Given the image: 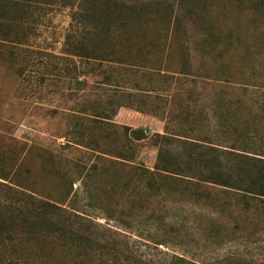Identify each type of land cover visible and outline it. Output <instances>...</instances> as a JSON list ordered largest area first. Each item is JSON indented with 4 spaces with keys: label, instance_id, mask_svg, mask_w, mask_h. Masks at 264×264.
Listing matches in <instances>:
<instances>
[{
    "label": "trees",
    "instance_id": "16d2710c",
    "mask_svg": "<svg viewBox=\"0 0 264 264\" xmlns=\"http://www.w3.org/2000/svg\"><path fill=\"white\" fill-rule=\"evenodd\" d=\"M46 1L0 0V45L14 47L17 41H23L33 10ZM79 1L82 21L90 27L88 33L80 35L70 54L97 62V75L103 80L96 82V90L115 82L113 97L106 102L110 108L98 96L69 107V111L88 116L93 122L111 120L120 107L135 105L134 100L142 104L138 93L167 89L172 81L177 85L181 78L176 74L189 70L190 63H185L179 69L165 65L162 71V61L155 63L148 50L153 34L157 39L161 34L164 37L163 55L177 32L194 30L195 34H189L191 40L220 37L216 43L222 46L220 56L232 49L244 60L236 70L229 66L231 72L222 77L203 75L206 80L200 81L199 74L192 80V89H185L188 96L194 94L193 101L196 97L203 101L207 98L212 105L208 112H204L205 107L181 102L178 116H183L182 121L179 124L177 115L170 114L173 125L168 122L163 133L145 137L137 128L113 123L112 135L116 138L104 130L91 146L75 143L92 151L96 158L111 157L133 166L142 144L154 146L157 157L153 168L138 166L148 185H153L156 177L161 181L169 177L181 179L201 187L191 193L197 200L215 206L220 202L217 193H235L247 210L255 212L257 221L264 223V65L263 73L246 74L256 70L254 59L262 56L264 61V0ZM220 22L229 25L223 33L218 29ZM3 53L4 59L15 55L10 47ZM77 72L74 66L70 77L76 78ZM151 73L159 78L150 77ZM132 89L136 94L129 91ZM204 90H212V94L204 96ZM188 117L190 126H183ZM106 140L112 141L111 148L101 143ZM38 150L48 160H54L55 171L66 181L56 190V196L62 197L42 191L34 194L23 186L14 187L0 180V264H46L48 259L61 260L55 264H200L175 254L140 255L126 241L101 231L100 224L64 206L62 201L71 193L74 182L67 180L69 172L62 165L63 156ZM96 169L94 162L82 165L78 176L84 188Z\"/></svg>",
    "mask_w": 264,
    "mask_h": 264
},
{
    "label": "rangeland",
    "instance_id": "374dc122",
    "mask_svg": "<svg viewBox=\"0 0 264 264\" xmlns=\"http://www.w3.org/2000/svg\"><path fill=\"white\" fill-rule=\"evenodd\" d=\"M81 13L79 0H47L33 10L23 41H17L14 47L0 45V53L10 47L15 54L8 59L0 54V180L14 187L23 186L34 194L42 191L62 197L56 196V190L66 181L55 171L54 160H48L38 150L45 149L63 156L62 165L69 172L67 180L74 182L63 205L100 224L101 231L126 241L138 254H175L200 264L264 262V223L257 221L255 212L247 210L235 193H217L220 202L215 206L197 200L191 193L201 187L181 179L169 177L161 181L156 177L154 184L148 185L138 166L152 169L157 148L146 143L137 151L136 166L115 162L111 157L96 158L92 151L75 143L91 146L104 130L112 135L113 123L137 128L145 137L163 133L164 126L171 123L170 114L177 115L179 124L182 121L183 116H178L181 102L205 107L204 112H208L212 108L210 101L198 97L193 101L194 94L188 96L185 89H192V80L199 74L200 81L206 80L203 75H228L229 66L236 70L244 59L232 49L220 56L222 46L216 44L220 37L206 41L196 34V39L191 40L189 34H195L194 30L177 32L163 55L164 37L161 34V39H157L153 34L148 50L155 63L162 61V71L165 72V65L179 69L185 63H190L189 70L176 74L181 78L177 85L172 81L167 89L138 93L142 104L134 100L135 105L120 107L111 120L93 122L88 116L69 111V107L97 96L106 104L113 97L115 82L96 90V82L103 80L97 75V62L70 54L80 35L89 32L90 26L82 21ZM228 27L224 22L218 25L222 33ZM262 59H254L256 70L246 74L263 73ZM74 66L78 72L76 78H71ZM129 91L136 94L134 89ZM202 94L208 96L212 90ZM187 119L183 126H190L191 117ZM101 143L112 147L111 140ZM93 162L97 164L96 172L84 188L78 175L82 165ZM52 260L46 264L61 261Z\"/></svg>",
    "mask_w": 264,
    "mask_h": 264
}]
</instances>
